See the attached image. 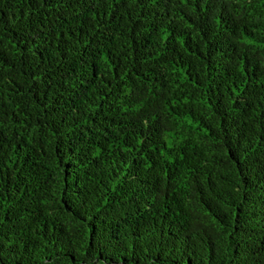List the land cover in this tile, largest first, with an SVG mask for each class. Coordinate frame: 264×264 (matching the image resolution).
Instances as JSON below:
<instances>
[{"label":"trees","instance_id":"1","mask_svg":"<svg viewBox=\"0 0 264 264\" xmlns=\"http://www.w3.org/2000/svg\"><path fill=\"white\" fill-rule=\"evenodd\" d=\"M0 264H264V0H0Z\"/></svg>","mask_w":264,"mask_h":264}]
</instances>
